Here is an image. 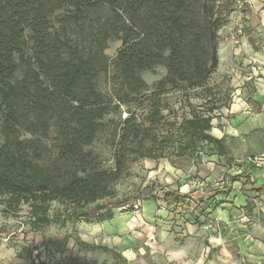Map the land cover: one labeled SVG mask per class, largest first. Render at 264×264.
I'll return each mask as SVG.
<instances>
[{"label": "rangeland", "instance_id": "rangeland-1", "mask_svg": "<svg viewBox=\"0 0 264 264\" xmlns=\"http://www.w3.org/2000/svg\"><path fill=\"white\" fill-rule=\"evenodd\" d=\"M3 1L9 2V0ZM38 1L22 10L26 14L22 27L24 57L21 59L19 54H14L16 71L11 82L20 87L21 83L26 81L27 64H31L32 68L38 71L39 61L44 58L42 52L35 47L33 32L29 25L34 15L33 8H39L46 20L44 29L48 35V42L52 45L67 42V46H74L79 54L92 62L94 71H96L91 72L92 82L108 105L98 120L101 124L96 138L83 146L84 152L92 156L86 166L75 165L70 160V156L64 152L65 143L69 138L68 132L72 131L76 122H71L65 128L62 125L65 122L63 119L69 118L67 114L79 106L72 96L82 95L85 87L82 81L76 88L77 94L74 91L71 96L60 95L53 105L55 111L51 110L44 116L38 115L36 108L28 99L19 101L17 105L19 122L13 126H8L6 123L7 108L5 105L1 107L0 99V150L5 145H9L16 152L20 151L24 154L28 161L44 166L50 169V173L59 174V177L66 179L84 175L92 169L111 170L115 164L114 155L118 146L121 121L131 111H142L139 99H137L141 94L126 96L130 81L123 78L119 69L123 64L122 55L126 61L128 56H132L135 62L142 60L147 63V68L142 71L138 69L139 65H134L135 72L140 75L147 86L137 82L142 93L158 89L159 83L168 74L167 61L171 52V43L177 40L184 51L193 40L194 34L203 30L202 27L206 21L201 10L203 0H187V6L180 13L174 12V4H172L177 0H101L100 4L94 7H76L70 3V0ZM252 1L254 0H217L218 6L226 9L225 11L228 8L231 10L228 23L219 31L221 36L219 48L228 44L238 46L242 40L253 43L252 38H261V35H256L254 31L256 14ZM261 1L264 2V0ZM174 17H179L180 21L187 25V29L175 28L171 23ZM188 24L191 25L188 27ZM102 45L104 46L101 49ZM198 47L201 52H204V62L208 66L210 51L207 41H202ZM64 48L65 46L62 47ZM238 57L240 58L241 55L238 54ZM230 58L232 55L228 53L226 56L223 55L224 69L218 65L212 73L208 81V88L211 92L204 88H196L190 91L189 98H187L182 89L174 88V83H167L165 87L167 91L163 96L168 107L164 112L167 113L171 109L177 113L178 120H181L184 116H191L190 103L197 110H203L207 114H209L211 105L214 104L216 109L212 112L215 116L213 123L219 124V127L228 126V124L230 127H235L236 124H233L234 120H232L234 116L230 113V108L237 101V94L231 84L233 75L231 74L232 68L228 65ZM240 63H243L242 59L237 65ZM42 77L45 76L42 75ZM174 77L178 80L177 82H180V76ZM31 81L28 79L29 87L34 90ZM45 84L51 90L57 89L56 84L54 85L48 77ZM211 99L213 103H209ZM120 102L121 105H119ZM248 120L249 117L241 116L237 124L243 127ZM212 132L220 135L219 131L212 130ZM222 132L224 134L225 131L222 130ZM263 141L264 131H258L255 139L246 140L242 144L231 142L230 145L234 149L237 147L239 151L248 148L259 150ZM215 151L214 147L206 145L193 155L175 156L176 154L173 153L168 161L160 160L158 163H150L143 160L131 167L130 174L114 185L115 195L99 202L106 204L107 209L111 208L114 211L117 217L116 225L126 227L122 230L126 229V239L132 243L126 241L125 244L131 245L136 251H142L144 247V243L136 242L134 239L139 228L132 224L134 218L139 216L137 212L139 209L136 206L140 202V199L136 201L134 199L156 197L162 203L168 189L172 187L180 189V186L187 181L192 182L188 196L191 201L190 207L179 208L174 213L184 218L185 212H191L200 225H212L216 222L215 207L219 205L213 195L219 190L234 188L232 186L237 182L239 185H236L242 190L251 192V201L246 207L240 209L232 201H221L229 205V208H235L240 212L238 216L232 214L230 216V219L238 220L239 225L233 228L232 232L242 237L244 244L242 243L241 249L248 248L254 241H264V195L260 193L253 198L252 193L256 192V189H253L252 183L246 181V178L237 180L236 178L242 175H233L232 172H228L234 160L231 157L234 155H230L231 157L228 155L229 160L220 157L217 160L213 157L216 156ZM206 154H209L208 159L205 158L208 157ZM156 168L161 171H157ZM222 177L226 181L223 185L221 184ZM60 181L63 182L64 179L60 178ZM201 192L210 197L204 200ZM58 208H63V206L52 202L51 216L58 211ZM86 211L95 216L97 214L96 204L89 205ZM30 217L31 211L28 203H21L16 209H7L5 204H0V264H40L42 261H47L48 264H58L61 254L46 252L43 245L44 239L49 237L63 242L67 239L65 250L67 256H76L88 262L92 261L90 260L92 256H96L95 253H91L92 244L89 247L88 245L83 246L80 240H76L79 234L76 225L67 222L64 226L52 224L41 230H32ZM178 220L182 219L178 217ZM212 232L216 234V231ZM177 235L180 239L188 238L190 234L182 232ZM120 237L122 240L125 238L123 235ZM115 241L119 242L117 236L109 237V244L113 245ZM26 246L38 249L33 251L31 257L19 258L18 253L22 247ZM49 246L52 248V244ZM138 246L142 249L137 250ZM240 257L242 264H251L246 260V255L243 258L242 255ZM113 263L114 261L110 264Z\"/></svg>", "mask_w": 264, "mask_h": 264}, {"label": "trees", "instance_id": "trees-1", "mask_svg": "<svg viewBox=\"0 0 264 264\" xmlns=\"http://www.w3.org/2000/svg\"><path fill=\"white\" fill-rule=\"evenodd\" d=\"M36 2L39 1L0 0L1 107L5 105L7 108L5 120L8 126H13L19 122L17 112L19 101L28 99L36 108L33 109L38 115L44 116L51 110L55 111L53 105L56 98L62 94L66 97L71 96L74 91L77 94V86L81 81L84 82L82 95L72 96L79 106L67 114L69 118H64L65 122L62 125L65 128L71 122H76L72 131L68 132L69 138L65 143L64 152L70 156V160L75 165L86 166L92 156L84 152L83 146L96 138L101 124L98 120L104 114L108 103L104 101L92 82L91 72L95 69L92 62L79 54L74 46H67V42L59 43V45L48 42V35L44 29L46 20L39 8H33L34 15L29 25L33 32L35 47L42 52L44 58L39 61L38 71L34 70L31 64H27L26 81H23L20 87L11 82L16 71L14 54H19L21 59L24 57L22 27L26 14L22 10ZM100 2L101 0H70V3L76 7H94ZM172 4H174V12L180 13L187 6V0H177ZM201 10L206 20L203 30L194 34L193 40L184 51L177 40L171 43V52L167 61L168 74L159 83L158 89L142 93L137 82L147 86L135 72L134 65H139L138 69L142 71L147 68V63L142 60L135 62L132 56H128L126 61L122 55L123 64L119 69L123 78L130 81L126 96L141 94L137 99L142 111H131L121 121L113 169H92L84 175L66 179L59 177V174L50 173V169L44 166L28 161L20 151L16 152L9 145H5L0 150V204H5L7 209H16L21 203H28L32 230H41L52 224L64 226L67 222L73 225L79 222L100 223L112 219L114 211L111 208L107 209L106 204L99 202L115 195L114 185L121 178L129 175L131 167L139 161L169 159L173 153L176 154L175 156L193 155L206 145L214 147L216 150L214 154L218 157L228 159L225 138L218 137L212 132L215 118L212 112L216 109L214 104L211 105L207 114L203 110H197L190 103L191 116H184L181 120H178L177 113L171 109L167 113L164 112L168 107L163 96L167 91L165 88L167 83H174L173 87L182 89L187 98L190 91L196 88H204L211 92L208 81L219 65L221 40L219 31L228 23L231 10L228 8L225 11L226 9L217 5V0H203ZM171 23L177 29H187V25L183 24L179 17L172 18ZM190 25L188 24V27ZM204 40L207 41L210 51L208 66L204 62V52H201L198 47ZM64 46L65 48L62 49ZM42 75L45 77L43 78ZM177 75L180 76V82H177L178 80L174 77ZM47 77L54 85L56 84V90L46 86ZM28 79L32 80L34 90L30 89ZM212 99L209 103H213ZM60 178L64 181L61 182ZM188 196L182 195L179 190L168 189L164 202L168 208L176 211L182 207H190L191 201ZM139 199L155 200L157 198H135L134 201ZM199 201L201 202L202 198ZM52 202L59 203L63 208H58V211L51 216ZM91 204H96L95 216L86 211ZM76 240L79 241L78 236ZM49 244H52V248ZM81 244L87 246L86 243L81 242ZM43 245L46 252L61 254L58 264H96L76 256L65 255L67 239L63 242L49 237L44 239ZM93 247L111 252L114 258L113 264H129L127 259L114 250L100 246ZM37 249L31 246L22 247L18 257H31L33 251ZM40 264H48V262L42 261Z\"/></svg>", "mask_w": 264, "mask_h": 264}, {"label": "crops", "instance_id": "crops-1", "mask_svg": "<svg viewBox=\"0 0 264 264\" xmlns=\"http://www.w3.org/2000/svg\"><path fill=\"white\" fill-rule=\"evenodd\" d=\"M252 2L256 14L254 31L256 35H261V38H252L254 44L242 40L238 46L228 44L219 48L221 69L225 67L223 55L226 56V53L232 55L228 65L232 68L231 84L236 89L237 101L230 108V113L234 116L232 120H234L233 124L236 125L230 127L228 124V126L219 127V124L213 123V130L219 131L218 137L223 136L225 138L228 148L227 156L234 155L233 157L230 156L232 160L264 152V141L259 150L248 148L239 151L237 147L234 149L230 145L231 142L242 144L246 140L251 141L257 137L258 131H264V2L261 0ZM237 53L241 55L240 58ZM241 59L243 63L237 65ZM241 116L243 118L249 117L248 123L243 127L238 126L239 123L237 124L239 122L237 120ZM222 130L225 131L224 134ZM206 156L208 157L205 158L208 159L209 155L206 154ZM213 157H216L217 160L219 158L217 155ZM162 160L168 161V159ZM147 161L158 163L160 160ZM156 170L155 172L161 171L160 169ZM243 178L252 183L254 190L256 189V192L252 193L254 194L252 195L253 198L260 193L264 195V181L261 176L251 180L248 174H242L236 179ZM190 184L192 182L187 181L180 186V189H176L182 195L188 196L192 188ZM236 184L239 185L236 182L232 186L234 188L219 190L214 195L210 193L214 196L216 203H219L214 211L216 222L212 225H200L191 212H185L183 218L174 213L173 209L168 208L165 202L161 203L157 199H140V206H137L139 216L134 218L132 225L139 228L134 239L136 242L144 243L143 249L137 247V250L141 248L142 251L133 250L131 245L125 244L129 240L126 239V229H122L126 227L122 228L120 224H115L117 220L115 215L112 219L100 223L80 222L76 224V229L79 231L78 238L80 237V242L86 243L88 247L92 244L91 253H95L96 256H92L90 260L96 264H110L114 258L112 253H107L103 248H95L94 245L118 252L127 259L129 264H242L240 255L242 258L246 255V260L251 264H264V241H254L250 243L248 248L241 249L242 243L244 244L242 237L232 232L233 228L239 226L238 220L230 219L231 214L238 216L240 212L221 202L232 201L239 209L250 203L251 192L242 190ZM201 193L204 200L210 197L204 192ZM178 217L182 220L179 221ZM180 225L181 227H179ZM212 231H216V234ZM182 232L190 235L188 238L179 239L177 234ZM122 235L125 237L123 240L120 237ZM110 236H117L119 242L115 241L113 245L109 244ZM129 243L132 242L129 241Z\"/></svg>", "mask_w": 264, "mask_h": 264}, {"label": "built area", "instance_id": "built-area-1", "mask_svg": "<svg viewBox=\"0 0 264 264\" xmlns=\"http://www.w3.org/2000/svg\"><path fill=\"white\" fill-rule=\"evenodd\" d=\"M228 172H232L233 175L248 174L251 180L261 176L264 181V152L235 158ZM225 182L224 177H222L221 184L223 185Z\"/></svg>", "mask_w": 264, "mask_h": 264}]
</instances>
